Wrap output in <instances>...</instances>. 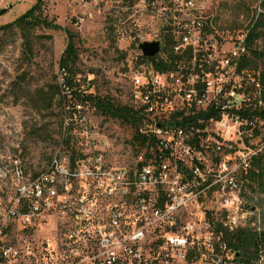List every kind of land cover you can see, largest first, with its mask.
Segmentation results:
<instances>
[{
	"label": "built area",
	"instance_id": "built-area-1",
	"mask_svg": "<svg viewBox=\"0 0 264 264\" xmlns=\"http://www.w3.org/2000/svg\"><path fill=\"white\" fill-rule=\"evenodd\" d=\"M213 1L93 0L145 29L137 47L161 44L127 76L144 141L114 165L107 139L70 118L76 148L45 172L24 180L19 161L0 160V264H232L224 237L264 229L243 200L264 153V83L242 65L247 31L223 29ZM74 101L75 113L88 104ZM51 216L53 240L26 235ZM253 261L264 264V246Z\"/></svg>",
	"mask_w": 264,
	"mask_h": 264
},
{
	"label": "rangeland",
	"instance_id": "rangeland-1",
	"mask_svg": "<svg viewBox=\"0 0 264 264\" xmlns=\"http://www.w3.org/2000/svg\"><path fill=\"white\" fill-rule=\"evenodd\" d=\"M35 2L0 0V10L11 6L0 15V26L21 17ZM259 3L260 0H214L213 7L222 28L237 32L245 30ZM42 16L62 30L42 26L5 34L0 30V160L4 164L19 161L24 180L36 177L47 170L55 155L62 157L66 151L75 150L74 131L65 123L76 118L71 128L107 139V162L131 164L136 153L132 128L98 115L89 104L75 113L76 102L64 88H59L64 75L58 63L66 47V29L76 38L74 78L79 90L132 105L127 76L129 67L137 64V35L145 29L128 25L125 10L105 9L104 4L95 5L93 0H43ZM255 49L264 52V41H257ZM245 194L244 202L255 205L264 224V194L249 188ZM56 220L51 216L26 235L36 241H51L55 238Z\"/></svg>",
	"mask_w": 264,
	"mask_h": 264
},
{
	"label": "trees",
	"instance_id": "trees-1",
	"mask_svg": "<svg viewBox=\"0 0 264 264\" xmlns=\"http://www.w3.org/2000/svg\"><path fill=\"white\" fill-rule=\"evenodd\" d=\"M42 5L43 0H36L31 9L12 23L0 26V30L4 34L8 31L28 29L34 26H42L54 31L62 30L59 25L42 16ZM245 30L247 31L245 44L249 56L243 61L242 65L249 70H258L261 81L264 83V52L255 49L257 41H264V0H260L258 10L252 15ZM63 31L66 33L67 42L58 63V68L64 75L62 86H59V88H68L72 94V98L83 103H88L98 115L130 126L133 130L132 142L134 144L143 143L144 140L137 135L140 125V115L131 105L118 104L110 98L93 96L92 94L84 93L81 96L77 92L79 84L74 78L76 76V64L78 61L75 45L76 38L73 33L66 29H63ZM138 59L143 60L146 58L140 56ZM258 63H261V68L258 67ZM44 99L46 100V98ZM261 116L264 118V110ZM245 179L247 188L251 192L264 194V153L259 154L253 160L252 168L248 171ZM224 239L228 247L236 254V258L232 264H254L253 258H255L258 252V248L264 246V229L260 232L239 230L226 235Z\"/></svg>",
	"mask_w": 264,
	"mask_h": 264
},
{
	"label": "water",
	"instance_id": "water-1",
	"mask_svg": "<svg viewBox=\"0 0 264 264\" xmlns=\"http://www.w3.org/2000/svg\"><path fill=\"white\" fill-rule=\"evenodd\" d=\"M11 6L7 9L0 10V15H3ZM161 44L159 41L143 42L138 46V49L143 57L151 58L158 54Z\"/></svg>",
	"mask_w": 264,
	"mask_h": 264
}]
</instances>
